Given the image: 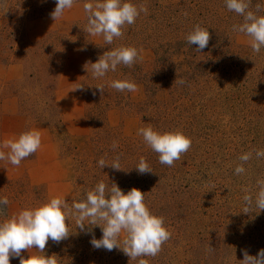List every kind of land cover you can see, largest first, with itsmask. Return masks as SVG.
I'll return each instance as SVG.
<instances>
[{"label": "rangeland", "instance_id": "rangeland-1", "mask_svg": "<svg viewBox=\"0 0 264 264\" xmlns=\"http://www.w3.org/2000/svg\"><path fill=\"white\" fill-rule=\"evenodd\" d=\"M85 2L89 0H76L60 18L65 25L72 21L68 33L54 32L33 43L23 39L24 34L52 19L56 0H0V64L21 57L33 71L20 88L24 111L33 117L46 111L51 117L47 102L51 91L42 85L52 84L51 76L61 70L68 52L77 53L69 72L75 71V86H83L76 91L86 102L85 116L82 109L72 112L80 121L72 123L71 130L54 126L62 155L58 166L49 164L44 175L48 177L31 184L18 168L15 172L11 164L0 161V198L9 201L0 206V221L56 196L71 206L103 181L109 187L117 184L125 193L133 187L146 193L147 207L164 218L171 238L155 257L130 260L120 249L94 248L90 240L93 235L101 238V228L86 225L80 231L75 218H69L67 239L58 244L49 240L44 253L35 247L23 250L24 258L55 254L58 264H138L139 259L149 264H241L242 250L256 256L264 249V210L254 207L245 214L243 196L255 200L257 181L264 180V158L255 155L264 150V47L256 53L250 37L232 31L243 17L229 11L224 0H130L137 7L145 5L147 14L142 12L135 24L124 26L122 37L106 45L102 36L84 31ZM257 4L264 6V0H251L250 10L255 11ZM257 15H264V9ZM197 24L211 37L200 52L186 41ZM120 46L135 47L142 60L132 67L118 65L103 78H94L90 65L86 71L87 62ZM125 78L138 90L109 87L111 81ZM176 79L185 83L176 84ZM101 84L103 95L96 88ZM149 124L154 130H180L191 138L190 149L173 166L161 164L158 154L137 135ZM113 141L118 142L115 150ZM247 152L252 158L243 164L245 172L236 175L239 157ZM117 155L124 170L99 167L100 158L111 163ZM142 156L153 172L140 174L135 169ZM10 264H20L19 258H10Z\"/></svg>", "mask_w": 264, "mask_h": 264}, {"label": "clouds", "instance_id": "clouds-1", "mask_svg": "<svg viewBox=\"0 0 264 264\" xmlns=\"http://www.w3.org/2000/svg\"><path fill=\"white\" fill-rule=\"evenodd\" d=\"M76 0H56V7L50 13L54 21L59 20L66 9H71ZM229 11L243 17V22L233 25L232 31L250 37L252 50L259 53L264 47V15H257L264 6L257 4L255 11L250 10L251 0H224ZM87 16L84 29L89 35L102 36L106 45H111L114 38L123 36L122 29L125 25H133L143 12L148 9L141 4L139 7L128 0H89L83 4ZM208 29L197 24L186 36L189 45H197L196 50L201 51L207 47L210 40ZM138 60H142L139 51L133 46H120L105 51L96 62H87L86 71H90L94 78H103L109 72H115L118 65L132 67ZM176 84H184L183 79L175 80ZM109 87L120 91L135 92L138 90L135 82L125 78L113 80ZM78 86L74 90L82 89ZM101 95L105 90L104 85H96ZM95 95V92L93 93ZM137 135L143 138L144 143L156 152L159 162L169 167L186 153L192 144L191 138L180 130L160 132L154 130L149 124L137 130ZM41 132L35 129L24 131L18 137L6 139L0 143V161L19 167L21 161L36 153L41 148ZM115 150L118 142L111 145ZM257 158H264V150L255 152ZM252 158V153L247 152L239 157L242 162L235 168V174L245 172L243 166ZM102 169L110 166L114 170H124L117 155L111 163L102 157L98 160ZM135 169L140 173L153 172L146 159L142 156ZM259 191L255 200L251 195H244L243 212L252 213L253 208L264 210V180H258ZM155 187V186H154ZM153 187V188H154ZM153 188L151 190H153ZM247 192L248 190L245 189ZM145 194L136 187L127 193L123 192L117 184L111 183L109 187L105 182H98L94 189L86 191L78 201L74 200L69 206L65 198L56 196L35 208H26L16 214L0 221V264H10V258H19L20 264H58L57 256L29 255L27 259L22 255L23 250L35 249L44 253L49 240L60 243L68 238L70 231L66 220L75 218L77 228L84 231L87 226H99L102 231L100 239L92 236L91 245L104 248L108 251L120 249L130 260L138 257H155L162 245L171 238V233L164 226V218L153 214L145 203ZM9 204L7 197L0 198V206ZM3 214V207H0ZM87 221V223H85ZM91 231V227L88 229ZM121 234L123 238L121 239ZM122 245V246H121ZM211 250V247L210 249ZM243 251L241 264H264V249L256 256ZM138 264H149L147 259H139Z\"/></svg>", "mask_w": 264, "mask_h": 264}, {"label": "crops", "instance_id": "crops-1", "mask_svg": "<svg viewBox=\"0 0 264 264\" xmlns=\"http://www.w3.org/2000/svg\"><path fill=\"white\" fill-rule=\"evenodd\" d=\"M73 15L77 14L74 12ZM73 18L75 17L73 16L72 19ZM66 23L68 28L65 22H62L60 19L57 21L47 19L41 23L38 22L34 25V30H28L24 34L23 39H28V41L35 43L38 41L40 42L43 38H46L48 34L54 32L68 33L72 21L70 22V20H68ZM39 25H42V28H40ZM75 56H77V53L68 52L66 62L62 64L61 70L58 69L56 73L53 72L51 76L52 84L42 85V87L47 86V88H49L48 90L51 91L49 92L50 95L47 97V102H49L48 105H50V107H48L50 118L46 115V111L43 116L33 117L31 113L24 111L22 106V92L20 88H22L21 84L29 79L33 73L31 70V63L29 64L27 59H21L20 57V59L16 61L0 64L1 142L6 139L16 138L24 131L35 129L41 132V148L32 156L26 158V160H22L19 167L12 166V168H15V172L19 169L21 172L19 174L22 177L30 178L31 184H37L41 177H48L44 175H48L49 164L53 166L57 164L59 162L58 159L62 155L61 145L54 137V126L58 124L59 127L62 126L71 130L72 123L80 121L78 118L73 119V113L82 109L84 111L83 116H85V100L81 98V94L78 91H72V89L76 88L75 82L78 79V77H75V71L69 72L70 69H73L71 66L76 64V60H72ZM23 100H28V98ZM55 108L57 111L56 115L54 114ZM54 118L57 119L56 123H54ZM83 119H85V117H83ZM54 146H59V148H57L58 150L50 149L51 147L56 148ZM58 165L59 163L57 166ZM9 172H11V168H9ZM52 176L55 177V174H52Z\"/></svg>", "mask_w": 264, "mask_h": 264}]
</instances>
